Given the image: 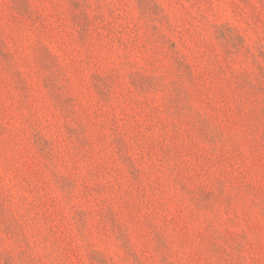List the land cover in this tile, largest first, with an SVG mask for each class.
<instances>
[{"label": "rangeland", "instance_id": "obj_1", "mask_svg": "<svg viewBox=\"0 0 264 264\" xmlns=\"http://www.w3.org/2000/svg\"><path fill=\"white\" fill-rule=\"evenodd\" d=\"M0 264H264V0H0Z\"/></svg>", "mask_w": 264, "mask_h": 264}]
</instances>
